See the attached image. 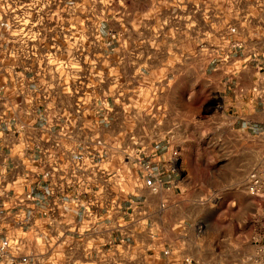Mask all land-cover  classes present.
<instances>
[{
    "label": "crops",
    "instance_id": "obj_1",
    "mask_svg": "<svg viewBox=\"0 0 264 264\" xmlns=\"http://www.w3.org/2000/svg\"><path fill=\"white\" fill-rule=\"evenodd\" d=\"M102 1L100 33L90 34L81 60L58 68L64 82L51 84L61 89L50 106L53 116L84 102L77 139L85 127L109 140L135 136L138 153L121 163L127 183L120 203L122 213L144 219L134 237H67L53 264H180L183 255L207 264L193 255V225L182 215L203 204L190 165L208 163L210 138L245 142L264 133V0ZM43 84L0 52L1 210L12 190H32L40 201L25 213L36 221L47 184L33 186L24 176L37 170L39 148L59 130L40 102ZM31 246L41 260L55 259L41 242Z\"/></svg>",
    "mask_w": 264,
    "mask_h": 264
},
{
    "label": "built area",
    "instance_id": "obj_2",
    "mask_svg": "<svg viewBox=\"0 0 264 264\" xmlns=\"http://www.w3.org/2000/svg\"><path fill=\"white\" fill-rule=\"evenodd\" d=\"M106 16L102 0H0V52L6 53L14 69L33 70L46 80L40 102L48 121L59 122L54 138L39 148L40 156L33 164L37 170L24 176V182L33 186L47 184L49 199L39 219L25 213L40 201L32 190L6 194L9 206L4 210L6 204L0 201V264H53L62 252L57 244L67 237L102 235L109 239L113 232L134 237L136 223L144 219L132 211L122 213L120 203L127 183L121 163L138 153L135 136L128 134L125 142L121 134L109 140L85 127L77 139L74 128L83 114L84 102L74 113L64 108L53 116L50 106L61 89L51 84L64 82L58 68L66 71L69 60H81L80 52L89 43L90 34L100 33ZM52 72L53 80L49 77ZM245 185L247 194L256 198L253 264H264V170L249 171ZM107 239L105 243L111 242ZM31 241L41 242L55 259L41 260L37 250L30 247ZM162 252L171 256L173 251L166 248ZM179 261L203 264L190 255H183Z\"/></svg>",
    "mask_w": 264,
    "mask_h": 264
},
{
    "label": "rangeland",
    "instance_id": "obj_3",
    "mask_svg": "<svg viewBox=\"0 0 264 264\" xmlns=\"http://www.w3.org/2000/svg\"><path fill=\"white\" fill-rule=\"evenodd\" d=\"M222 135L219 141L210 138L207 164L190 165L203 204L182 214L193 225L189 246L207 264H253L256 198L247 194L245 182L249 171L264 170V133L245 142Z\"/></svg>",
    "mask_w": 264,
    "mask_h": 264
}]
</instances>
